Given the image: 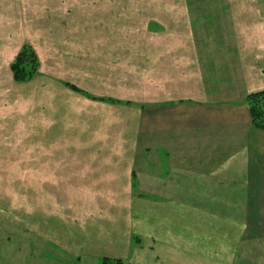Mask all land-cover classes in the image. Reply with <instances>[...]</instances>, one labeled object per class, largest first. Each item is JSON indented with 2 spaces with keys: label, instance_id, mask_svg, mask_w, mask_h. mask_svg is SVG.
I'll use <instances>...</instances> for the list:
<instances>
[{
  "label": "crops",
  "instance_id": "obj_1",
  "mask_svg": "<svg viewBox=\"0 0 264 264\" xmlns=\"http://www.w3.org/2000/svg\"><path fill=\"white\" fill-rule=\"evenodd\" d=\"M212 13L193 20L183 10V57L141 54L137 69L117 74L138 82L121 96L132 104L87 98L116 106L119 114L97 116L94 124H116L127 138L88 146L85 137L68 142L67 154L46 156L54 168L47 175L64 177L68 192L103 200L90 199V222L80 223L88 248L104 258L264 264V131L253 127L246 104L250 93L264 90V26L215 25ZM155 26L145 30L164 31ZM157 62L168 72H155L150 65ZM181 65L183 74L175 73ZM85 78L105 86L102 71ZM84 109L74 121L93 124Z\"/></svg>",
  "mask_w": 264,
  "mask_h": 264
},
{
  "label": "rangeland",
  "instance_id": "obj_2",
  "mask_svg": "<svg viewBox=\"0 0 264 264\" xmlns=\"http://www.w3.org/2000/svg\"><path fill=\"white\" fill-rule=\"evenodd\" d=\"M183 10L193 20L213 11L215 25L264 26V0H0V264H103L80 223L92 217L91 194L70 193L64 177L47 175L54 168L46 156L67 154L70 141L86 137L91 146L128 133L94 124L119 114L116 106L88 102L66 84L128 102L121 96L138 82L117 74L137 69L141 54L183 57ZM147 24L164 31H146ZM26 45L39 67L17 82L11 68ZM150 66L168 72L169 65ZM90 71L106 74L104 87L99 78L84 79ZM175 73L183 74V65ZM79 108L93 124L74 121Z\"/></svg>",
  "mask_w": 264,
  "mask_h": 264
},
{
  "label": "trees",
  "instance_id": "obj_3",
  "mask_svg": "<svg viewBox=\"0 0 264 264\" xmlns=\"http://www.w3.org/2000/svg\"><path fill=\"white\" fill-rule=\"evenodd\" d=\"M39 62L32 47L26 45L22 48L15 62L12 64L14 79L17 82H24L35 75L38 70ZM66 86L74 92H77L89 99L107 102L109 104H129L112 98L95 97L76 85L67 83ZM246 104L249 107L253 127L264 131V90L250 93L246 97ZM103 264H124L122 260L103 259Z\"/></svg>",
  "mask_w": 264,
  "mask_h": 264
}]
</instances>
